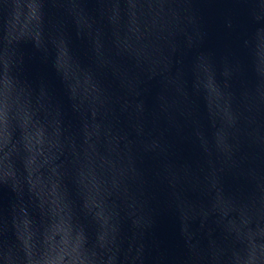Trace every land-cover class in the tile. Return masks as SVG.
Returning a JSON list of instances; mask_svg holds the SVG:
<instances>
[{
	"label": "water",
	"instance_id": "obj_1",
	"mask_svg": "<svg viewBox=\"0 0 264 264\" xmlns=\"http://www.w3.org/2000/svg\"><path fill=\"white\" fill-rule=\"evenodd\" d=\"M0 264H264V0H0Z\"/></svg>",
	"mask_w": 264,
	"mask_h": 264
}]
</instances>
